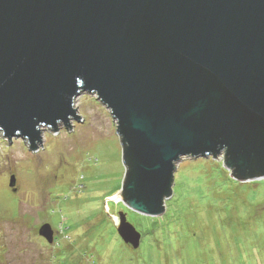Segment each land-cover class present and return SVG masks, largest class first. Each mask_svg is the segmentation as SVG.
<instances>
[{
	"label": "water",
	"instance_id": "obj_1",
	"mask_svg": "<svg viewBox=\"0 0 264 264\" xmlns=\"http://www.w3.org/2000/svg\"><path fill=\"white\" fill-rule=\"evenodd\" d=\"M84 92L117 123L120 200L140 215L165 213L184 157L263 176L264 0H0L4 136L42 146V129L81 119ZM109 216L137 248L127 213ZM39 234L53 241L50 224Z\"/></svg>",
	"mask_w": 264,
	"mask_h": 264
},
{
	"label": "rangeland",
	"instance_id": "obj_2",
	"mask_svg": "<svg viewBox=\"0 0 264 264\" xmlns=\"http://www.w3.org/2000/svg\"><path fill=\"white\" fill-rule=\"evenodd\" d=\"M74 108L72 129H42L36 149L0 131V264H264V175L234 177L223 153L184 157L165 213L140 215L120 200L126 166L111 112L88 92ZM118 211L141 233L137 248L118 234Z\"/></svg>",
	"mask_w": 264,
	"mask_h": 264
},
{
	"label": "bare ground",
	"instance_id": "obj_3",
	"mask_svg": "<svg viewBox=\"0 0 264 264\" xmlns=\"http://www.w3.org/2000/svg\"><path fill=\"white\" fill-rule=\"evenodd\" d=\"M58 125V124H57ZM119 196H117V194H114V196L112 197V199H114V200H119V198H118Z\"/></svg>",
	"mask_w": 264,
	"mask_h": 264
},
{
	"label": "trees",
	"instance_id": "obj_4",
	"mask_svg": "<svg viewBox=\"0 0 264 264\" xmlns=\"http://www.w3.org/2000/svg\"><path fill=\"white\" fill-rule=\"evenodd\" d=\"M125 213H127V212H125ZM128 214V213H127Z\"/></svg>",
	"mask_w": 264,
	"mask_h": 264
},
{
	"label": "flooded vegetation",
	"instance_id": "obj_5",
	"mask_svg": "<svg viewBox=\"0 0 264 264\" xmlns=\"http://www.w3.org/2000/svg\"><path fill=\"white\" fill-rule=\"evenodd\" d=\"M44 238V237H43Z\"/></svg>",
	"mask_w": 264,
	"mask_h": 264
}]
</instances>
